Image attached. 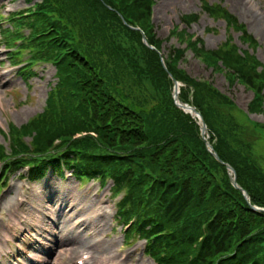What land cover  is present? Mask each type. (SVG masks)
Returning <instances> with one entry per match:
<instances>
[{"label": "trees", "instance_id": "16d2710c", "mask_svg": "<svg viewBox=\"0 0 264 264\" xmlns=\"http://www.w3.org/2000/svg\"><path fill=\"white\" fill-rule=\"evenodd\" d=\"M31 3L32 0H25ZM202 12L225 21L227 33L254 47L244 26L217 4ZM152 0H41L13 14L8 38L20 40L13 63L29 51L35 62L51 64L56 85L43 112L10 131L13 159L2 171L28 164L29 179L66 168L79 180L110 181L116 220L128 225L124 240L145 241L144 254L156 264H264V213L252 211L229 182L225 167L207 151L199 126L172 98L174 80L182 84L179 100L199 112L218 157L235 170L252 205L264 207V162L254 145L264 141V125L217 90L180 67L185 52L240 81L254 92L248 112L264 113V65L238 53L230 38L215 50L176 26L166 56L151 23ZM23 13H28L22 16ZM15 15H20L14 17ZM199 14L185 15V25ZM28 28V34L18 31ZM138 28L139 30H136ZM141 32L149 49L142 42ZM183 46V47H182ZM258 67L261 72L257 71ZM30 137V144L21 139Z\"/></svg>", "mask_w": 264, "mask_h": 264}, {"label": "rangeland", "instance_id": "374dc122", "mask_svg": "<svg viewBox=\"0 0 264 264\" xmlns=\"http://www.w3.org/2000/svg\"><path fill=\"white\" fill-rule=\"evenodd\" d=\"M201 1L154 0L152 23L156 36L163 40V53L166 54L170 45L180 47L175 38L166 40L176 26L178 31L184 29L193 35L194 40H201L206 50L216 49L230 38L239 51L249 50L251 53L252 49L240 40V33H226V25L221 20L201 14L196 23L187 26L181 23V16L201 13ZM204 2L219 4L246 27L248 34L257 42L253 55L264 65V0ZM30 5L24 0H0L3 29L8 28L9 13L23 11ZM22 31L27 34L25 28ZM3 35L0 33V75L5 72L0 78V146L5 147L4 155H9L8 129L19 128L43 111L46 95L56 79L54 68L47 64L33 66L36 75L29 81L19 77L7 58L9 51L4 49ZM29 57V51L23 52L22 62ZM181 67L194 78L212 81L240 109L247 110L253 98L250 90L236 81L231 85L223 74L211 73L190 52H185ZM250 118L264 124L262 113L250 115ZM29 140L24 138L23 142L28 143ZM254 152L264 162V141L254 145ZM1 166L0 162V169ZM23 173L6 175L5 185L0 189L1 264H29L27 259L30 257H34L35 263L40 260L46 264H71L82 253L93 257L89 264H154L142 255L143 241L123 243L122 223L114 220L115 200L110 196L109 187L101 188L96 181H85L80 185L68 172L61 177L48 175L32 183L21 176ZM19 198L23 200L22 205ZM14 212L16 214L12 216ZM8 224L12 229L5 228ZM3 231H8L10 236L4 242ZM49 250L51 253L47 258Z\"/></svg>", "mask_w": 264, "mask_h": 264}, {"label": "water", "instance_id": "95a60500", "mask_svg": "<svg viewBox=\"0 0 264 264\" xmlns=\"http://www.w3.org/2000/svg\"><path fill=\"white\" fill-rule=\"evenodd\" d=\"M177 94H178V87H177V84L175 83L174 91H173V98H174L175 100H177ZM178 105H179L180 108H182L185 112H188V113L193 112V113H195V115L198 116V114L195 112V110H194L193 108L187 107L186 105H183V104H178ZM200 127H201V130H202V131L205 130V125H204V123H203L202 121L200 122ZM207 146H208L209 151L211 152V149H212L211 146H210L209 144H207ZM214 156H215V155H214ZM215 157H216V156H215ZM227 169H229V168H227ZM230 180H231L232 185H233L235 188H239V187L237 186V184H236L235 179H234L233 176L230 178ZM239 189H240V188H239Z\"/></svg>", "mask_w": 264, "mask_h": 264}, {"label": "bare ground", "instance_id": "6f19581e", "mask_svg": "<svg viewBox=\"0 0 264 264\" xmlns=\"http://www.w3.org/2000/svg\"><path fill=\"white\" fill-rule=\"evenodd\" d=\"M55 244V243H54ZM92 259V257L90 258V260ZM87 263V262H86Z\"/></svg>", "mask_w": 264, "mask_h": 264}]
</instances>
